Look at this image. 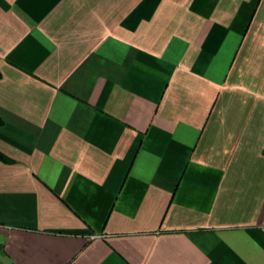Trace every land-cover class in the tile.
<instances>
[{
	"label": "crops",
	"instance_id": "0c3cea01",
	"mask_svg": "<svg viewBox=\"0 0 264 264\" xmlns=\"http://www.w3.org/2000/svg\"><path fill=\"white\" fill-rule=\"evenodd\" d=\"M0 119V264H264V0H0Z\"/></svg>",
	"mask_w": 264,
	"mask_h": 264
},
{
	"label": "trees",
	"instance_id": "16d2710c",
	"mask_svg": "<svg viewBox=\"0 0 264 264\" xmlns=\"http://www.w3.org/2000/svg\"><path fill=\"white\" fill-rule=\"evenodd\" d=\"M2 124V121L0 119V125ZM0 161H3L5 163H12L9 159H7L1 152H0Z\"/></svg>",
	"mask_w": 264,
	"mask_h": 264
},
{
	"label": "built area",
	"instance_id": "2783aa9c",
	"mask_svg": "<svg viewBox=\"0 0 264 264\" xmlns=\"http://www.w3.org/2000/svg\"><path fill=\"white\" fill-rule=\"evenodd\" d=\"M97 236H93V238H96Z\"/></svg>",
	"mask_w": 264,
	"mask_h": 264
}]
</instances>
